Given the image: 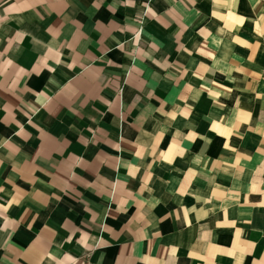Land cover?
<instances>
[{"label": "crops", "instance_id": "obj_1", "mask_svg": "<svg viewBox=\"0 0 264 264\" xmlns=\"http://www.w3.org/2000/svg\"><path fill=\"white\" fill-rule=\"evenodd\" d=\"M0 264H264V0H0Z\"/></svg>", "mask_w": 264, "mask_h": 264}, {"label": "built area", "instance_id": "obj_2", "mask_svg": "<svg viewBox=\"0 0 264 264\" xmlns=\"http://www.w3.org/2000/svg\"><path fill=\"white\" fill-rule=\"evenodd\" d=\"M144 17H145V16L142 15V16L140 17L139 21L137 22V31H136L137 35H140L141 32H142V27H143V20H144Z\"/></svg>", "mask_w": 264, "mask_h": 264}]
</instances>
